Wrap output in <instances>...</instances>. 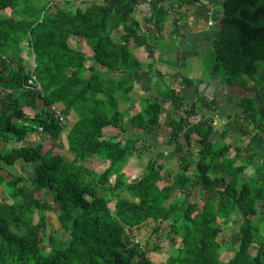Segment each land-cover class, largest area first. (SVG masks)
Returning <instances> with one entry per match:
<instances>
[{
    "label": "trees",
    "instance_id": "obj_1",
    "mask_svg": "<svg viewBox=\"0 0 264 264\" xmlns=\"http://www.w3.org/2000/svg\"><path fill=\"white\" fill-rule=\"evenodd\" d=\"M200 1L100 0L71 13L48 0H0V14L13 12L0 16V140L10 144L0 151V168L9 175L8 180L0 176L6 192L0 198V264H152L138 242H125V233L132 235L149 221L167 223V237L181 241L176 254L158 264H264V0ZM145 5L149 14L141 23L133 13ZM214 5L221 9L212 17L219 30L205 60L221 84L255 96L238 104L248 128L233 130L248 135L246 147L213 143L212 123L203 116L196 119V101L187 102L180 93L194 83L178 72L158 92L161 102L147 100L127 119L130 134L123 145L113 136L105 138V129L122 131L126 123V112L118 104L130 101L134 84L145 88L140 78L153 74V62L143 65L132 50L143 49L153 59L157 35L173 8L193 9L205 21ZM184 26L174 25L173 30ZM119 30L115 41L113 34ZM71 37L88 41L92 56L72 48ZM23 53L34 57L29 71ZM32 72L38 90L36 83L25 87ZM51 106L60 109L66 123L49 111ZM170 106L183 109L184 115H168L164 122L167 144L173 147L169 156L149 157L139 179L125 183L128 159L138 152L139 141L148 139L150 128L159 126L162 109ZM70 115L74 120L67 121ZM39 131L44 138L22 145ZM228 133L220 132L221 140ZM62 137L71 161L55 151ZM152 149L149 143L146 150ZM169 157L178 159V170L165 177L162 161ZM91 159L107 166L96 173L86 165ZM17 163L33 168L34 177L28 180L13 172ZM249 167L253 175L243 177ZM86 178L92 184L82 183ZM162 181L166 184L160 187ZM27 182L31 188L24 186ZM195 188L203 196L191 202ZM45 190L52 204L42 199ZM54 208L60 229L67 233L62 241L47 234L46 213ZM236 211L242 220L232 241L237 249L223 261L220 225H228ZM160 230L154 227L151 235L158 237ZM143 246L148 252L149 243ZM251 246L256 247L253 255ZM151 250L159 249L154 244Z\"/></svg>",
    "mask_w": 264,
    "mask_h": 264
},
{
    "label": "rangeland",
    "instance_id": "obj_2",
    "mask_svg": "<svg viewBox=\"0 0 264 264\" xmlns=\"http://www.w3.org/2000/svg\"><path fill=\"white\" fill-rule=\"evenodd\" d=\"M48 1L55 4L59 9L72 13L76 8L83 9L89 3L94 2V1H100V0H48ZM200 2L202 3V1ZM208 11L210 13L208 17L210 16V19L213 22L214 19L212 17L214 15H217V13H219V8H217L216 6L209 7ZM12 14H13L12 10L7 9L4 12H2L0 16L9 17ZM148 14H149V8H148V5H145L139 8V10H136L133 13V17L142 23L147 18ZM177 21L180 22L179 24L180 26L185 25L186 29L182 27L177 33H175L173 29H174V24H176ZM206 25L207 24L205 23V21H202V23H200V19L195 17L193 9H188V10L178 9L177 11V10H174L173 8V11L169 13V17L167 19V27H166L164 34L165 36L168 37V39H171L174 43L176 42L178 44V42H180V39H182L181 35L184 32L189 31L187 30V28L190 30H192V28L193 30H197V29H203V26H206ZM214 27L215 26H213V28ZM121 33H122L121 30L114 33L113 39L115 41H119V36ZM172 41L163 40L160 38L156 40L157 53L160 55H164L163 58H165L166 56L167 62L157 61L155 62L154 67L160 70L166 69L171 72H178V74H181L189 78L191 81H193L194 85H199L198 89H200V87L204 84L211 83V74H210L209 69L207 68V61L205 60L207 55H205L204 52L202 51H195L190 47V48L185 49V51L187 52L186 58L181 57L182 60L179 59L180 60L179 61L177 60L175 56V54L177 53L176 49H179V47L178 45L174 44ZM68 44L72 48L80 49L88 58L92 56L91 44L88 41L82 38H78V37H71L68 40ZM130 46H132V44ZM22 47L24 49L26 47L25 44L24 46L22 45ZM200 48H202L201 50H204V49L209 48V45L203 44ZM132 51H135V50H132ZM22 56H23L26 69L28 71L31 70L32 56L26 55L24 53L22 54ZM88 64L89 63H87V65ZM173 74L174 73L172 74L170 73V75H173ZM84 75L87 76V72ZM152 78L155 79L156 78L155 75L152 76ZM174 79H175V85L180 83L179 78L175 76ZM170 82L171 80L169 79V77H165V78L161 77L159 79H156L155 84L151 85L152 86V93H150L152 95L151 98H153L154 96H155V99L158 98V93H157L158 88L156 86L157 84L159 85V88L164 89V88H167ZM147 83L151 84L153 82L151 81V79H147ZM5 96L6 94L3 95L2 97H5ZM132 99H136V95H134ZM129 100L131 101V99ZM130 101L124 104L122 103L123 105L118 104V106L121 105L119 107L123 109L127 105V103L130 104ZM137 110H138L137 108L136 109L130 108L128 109V112L126 111V120H125L126 123L121 129L122 131L113 129L110 132L108 129H105L104 137L108 138L110 136H113L115 141L117 140L121 141L123 145L125 137L128 134H130L128 132L129 128L127 124V119L129 118V115L135 114ZM214 110H215L214 106L212 105L209 106L207 102H203L202 104L198 103L197 110H196L198 116L195 118L199 119V117L205 113H207L206 115L208 116V114H210L211 112H214ZM211 114L212 116L215 115L214 113H211ZM168 115L176 116V117L183 116L184 115L183 109H180L177 106L176 107L170 106V107H166L162 109L160 120H159V126L150 128L149 130L150 134H149L148 139L139 141V143L137 144L138 152L132 155V157L128 159L127 165L123 170L125 183L133 182L139 179V177L142 175V172L144 171L146 167V161L148 160L149 157L156 159L159 153H162L164 157L169 156L170 151L172 150L173 147L167 144L168 131L164 127V122L165 120L168 119ZM67 121H69V119ZM214 122H216L214 123L216 127V130H215L216 133H212L211 140L213 141V143L215 142L214 143L215 145H217L216 143H220V139H221L219 132H221L225 128L222 129L221 120L214 117ZM64 123H66V121ZM133 133L137 135H141V136L143 134L142 131H138V130H134ZM44 137L45 136L43 132L39 131L35 134L28 135L27 139L23 142L22 145L23 146L35 145L37 142L40 141V139ZM195 141H196V137L193 136L191 139V143H190V149L192 151L191 155L193 156V158H195L196 151H197V145ZM149 143L153 145V149L151 152H148L146 150V147ZM9 148H10V144L6 145L4 142L0 140V151L4 149L8 150ZM55 148H56L55 151L58 152L66 161L72 160V155L67 150L64 137H62L60 141L56 143ZM162 164L164 167L163 172L165 173L164 175L166 177L167 175L173 174L178 170L179 162L177 158L169 157V158L163 159ZM86 165L87 167L92 169L94 172L100 173L105 169V167L107 166V163L96 160V159H91L87 161ZM0 167H1V164H0ZM12 170L16 174L22 175L25 179H28V180L34 177V173L32 172L33 168H22L20 163H17ZM0 176H3L5 180L9 179V175L2 168H0ZM81 181L84 184H89V185L92 184V181L87 178L81 179ZM165 184L166 182L162 181L158 185L162 187ZM24 186L31 188V185L29 182L24 183ZM202 196H203L202 191H200L198 188H195L192 191V194L189 200L191 202H198ZM0 198H6V192L3 186H0ZM42 199L47 201L49 204H52V199L46 190L42 191ZM56 215H57L56 208H54L52 212L46 213L47 234L54 233V236L58 240L62 241L67 238V233L64 230L60 229V225L57 221ZM241 222L242 220L239 216V213L236 211L232 214L231 222L228 225L226 226L220 225L221 233L219 234L218 239L225 241V246L222 252L223 261H227L232 256V253L237 249L236 245H232V241L238 235ZM166 225L167 223L158 224V223L149 221L145 225H143L141 228L134 230L132 235L125 233V242L127 246L134 245L136 242H138V245L141 246L140 250L146 253L145 255L147 259L150 261V263L158 264V263L165 262L169 256L176 254L177 249L181 246V241L178 237L171 235L170 237L171 239H173V242L170 240L169 237H167ZM156 226L160 227L161 230L159 231L158 237L155 238L154 236L151 235V233H152L153 228ZM260 232L264 235V228L262 226H261ZM145 242L149 243L148 252L147 250L144 249L145 246H143ZM154 244L157 245L159 249L157 252L154 250H151ZM42 248H43V251L47 250V243H44L42 245ZM255 251H256V247L251 246L250 253L253 255Z\"/></svg>",
    "mask_w": 264,
    "mask_h": 264
},
{
    "label": "crops",
    "instance_id": "obj_3",
    "mask_svg": "<svg viewBox=\"0 0 264 264\" xmlns=\"http://www.w3.org/2000/svg\"><path fill=\"white\" fill-rule=\"evenodd\" d=\"M202 3L205 5V3L203 1H202ZM210 7H215V5L210 6ZM217 8H219V7H217ZM220 11H221V9L219 8V13H217V15L220 14ZM209 14L210 13L208 12V15ZM198 19H200V23H202V21H204L200 15H199ZM209 22H212L210 19V16L207 18V20H205V23L207 25L203 26V29L193 30V28H192V30H190L187 28V30H189V31L184 32L181 35L182 39H180V42H178V44H177L176 42L174 43L171 39H168V37L165 36V34H164L166 27H167V20H166V22L163 25L162 33L157 35V37H158V39L160 38L163 40L172 41L174 44L178 45L179 49H176L177 53L175 54V56H176L177 60H179V59L182 60L181 57L186 58V55H187V52L185 51L186 48L191 47L195 51H202L204 53L210 51V43L217 36L219 26L216 25V22L214 20L212 22L213 23L212 25H209ZM179 24H180V22L177 21V23L174 25L180 26ZM213 26H215V27L213 28ZM184 28L186 29V26H184ZM177 32H175V33H177ZM203 44L209 45V48L201 50L202 48H200V47ZM133 50H135V51H132V55L143 65H147L148 63H151V62H153V65H154L155 62H157V61L158 62H167L166 56H165V58H163L164 55H160V54L156 53L153 59H148L145 52L143 51V49H133ZM153 69H154V70H152L153 73H155V71H158L161 73L162 77H164V78L169 77L170 73L171 74L175 73V72H171V71L166 70V69L160 70V69L155 68V67ZM152 76H154V75L151 74L149 77H141L140 78V81H142L143 83L146 84L145 88H142L139 83L134 84L132 92L128 95V98L131 99L130 104L127 103V105L123 109H121L119 106L123 105L126 102H124L123 104L121 103V105L118 106L119 110L128 112V109H130V108H132V109L137 108L138 110L136 113H138L144 108L147 100L152 102V101L158 99V102L160 101L159 98L155 99V96L153 98H151L152 97V95L150 94V93H152V86L151 85H154L155 80L159 79L156 76V74H155V77H156L155 79L152 78ZM147 79H151V81L153 83L148 84ZM156 86L158 88L157 89V93H158L160 90H162V88H159L158 84ZM198 87H199V85H194L193 87L183 88L180 91V93H181L182 97L187 102H195L196 101V110H197L198 103L202 104L203 102H207L209 106L210 105L214 106L215 110H214V112H211V113L215 114L214 116H212L211 113H210L211 115L208 114V116L206 115L207 113L202 114L201 116H203L205 119L209 120L212 123V125L214 127L213 133H216L215 132L216 127L214 124L216 122H214V117L222 121V129L225 128L228 130L229 133L226 135L225 138H223L222 140L220 139L219 144L224 143L227 145H231L232 147L236 146L240 150H243L246 147V145L248 144V141H249L248 135L236 134L235 131H233L234 128L235 129H242L244 131L248 128L247 122L242 119L241 110L238 108V104H239V100L241 98H243V97H252L253 98V97H255L254 94L251 92H248V91H244L243 89H241L237 86H230V87L224 86L223 84H221V82L218 78H215L212 75H211V83H207V84L202 85L200 87V89H198ZM134 95H136V99H132L134 97ZM214 101L216 103H213ZM135 114H133V115H135ZM133 115L131 114V115H129V117H131ZM209 115H210V117H209ZM68 119L71 121L74 120V115H70L68 117ZM107 129L110 132L113 130L111 128H107ZM232 155L233 154L231 153L230 156H232ZM260 160H262V159H260ZM259 162L261 163V161H259ZM251 175H253V168L249 167L248 169H246L244 171L243 177H248Z\"/></svg>",
    "mask_w": 264,
    "mask_h": 264
},
{
    "label": "built area",
    "instance_id": "obj_4",
    "mask_svg": "<svg viewBox=\"0 0 264 264\" xmlns=\"http://www.w3.org/2000/svg\"><path fill=\"white\" fill-rule=\"evenodd\" d=\"M201 1H203L204 2V0H201ZM205 3V2H204ZM213 23L212 22H209V25H212ZM32 67H34V64H33V59H32ZM34 83H36V85H37V90L38 89H40V86H39V83H38V81H37V78H36V76H35V74L32 72L31 73V78H30V80L28 81V85L29 86H25L26 87V89H28L30 86H32ZM49 111L51 112V113H53L54 114V116H56L61 122H65L66 121V119L61 115V112H60V109L57 107V106H51V107H49ZM41 130V129H40Z\"/></svg>",
    "mask_w": 264,
    "mask_h": 264
},
{
    "label": "water",
    "instance_id": "obj_5",
    "mask_svg": "<svg viewBox=\"0 0 264 264\" xmlns=\"http://www.w3.org/2000/svg\"><path fill=\"white\" fill-rule=\"evenodd\" d=\"M32 59H33V64H34V57L32 56Z\"/></svg>",
    "mask_w": 264,
    "mask_h": 264
}]
</instances>
